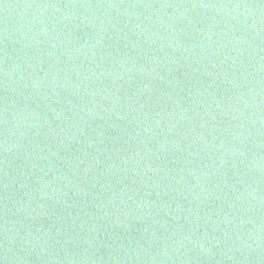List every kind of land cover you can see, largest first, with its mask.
Instances as JSON below:
<instances>
[{"label": "water", "instance_id": "water-1", "mask_svg": "<svg viewBox=\"0 0 264 264\" xmlns=\"http://www.w3.org/2000/svg\"><path fill=\"white\" fill-rule=\"evenodd\" d=\"M0 264H264V0H0Z\"/></svg>", "mask_w": 264, "mask_h": 264}]
</instances>
